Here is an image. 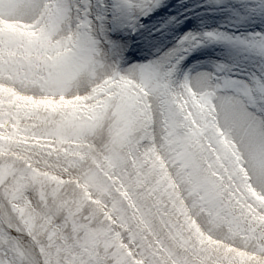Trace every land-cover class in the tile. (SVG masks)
Segmentation results:
<instances>
[{"label": "snow or ice", "instance_id": "6c2138e0", "mask_svg": "<svg viewBox=\"0 0 264 264\" xmlns=\"http://www.w3.org/2000/svg\"><path fill=\"white\" fill-rule=\"evenodd\" d=\"M169 6L0 0V264H264V64L179 79Z\"/></svg>", "mask_w": 264, "mask_h": 264}, {"label": "rangeland", "instance_id": "374dc122", "mask_svg": "<svg viewBox=\"0 0 264 264\" xmlns=\"http://www.w3.org/2000/svg\"><path fill=\"white\" fill-rule=\"evenodd\" d=\"M237 1L239 0H164L166 4L170 5L167 7V11L162 17L158 18L159 20L157 19L153 23L146 26L140 39L144 42V44L147 42L149 45L155 47L157 44L162 46L166 43L173 44V39L180 40L188 35L193 36L196 38V43L199 46L193 47V49L186 54L194 52L196 49L203 47L205 45L204 40H212L213 42H219L226 46L236 44L238 41L242 40H254L256 33H264V15H261V10L264 9V0H241L244 2V6L242 8L237 7ZM185 2L189 3V5H184ZM225 4H228V7L231 11V17H233V19H230V21L223 18V10L219 8ZM202 8L204 10H201ZM191 13H195L194 16L197 18L196 20L202 24V26H200V28H198L196 31L189 30V26L193 20ZM210 13L214 14V19H211L208 16ZM236 13L238 16H236ZM173 20H175V24L172 25L169 30L165 32L160 31V29L164 28L165 25L172 24ZM226 25L239 28L250 27L249 29L258 28L260 31H254L246 35L232 36L231 33L220 30L222 26ZM207 33H212L218 38H209L206 35ZM153 34L158 35L153 37ZM158 41L160 43H157ZM175 44L176 43H174V45ZM243 56L245 60L242 63V68L234 69L237 67H233L230 69V71L233 73L239 71H244V73L251 72V67L254 65L253 60H255V55L243 51ZM223 63H226V61ZM148 64L149 62L136 66H147ZM133 66L135 65L122 66L121 71H127ZM205 66V68H209V65ZM190 69L191 68L185 63L184 60L180 65L177 74L178 78L183 79L184 75L188 74Z\"/></svg>", "mask_w": 264, "mask_h": 264}, {"label": "bare ground", "instance_id": "6f19581e", "mask_svg": "<svg viewBox=\"0 0 264 264\" xmlns=\"http://www.w3.org/2000/svg\"><path fill=\"white\" fill-rule=\"evenodd\" d=\"M227 18H228V15H227ZM176 30V29H175ZM140 33H143V30L140 32ZM157 43H160L159 41ZM146 48L150 47H154L152 45H149V44H146L145 45ZM230 49L231 50H234V51H239L240 49H238L237 47H235V49H233L231 46H230ZM230 55H233V51H230L228 52ZM241 60V55H237L234 57V61H229L228 64L233 67V66H238V67H241L240 64H239V61ZM207 62H210L209 60H206ZM202 64H199L197 65L196 67H201Z\"/></svg>", "mask_w": 264, "mask_h": 264}]
</instances>
